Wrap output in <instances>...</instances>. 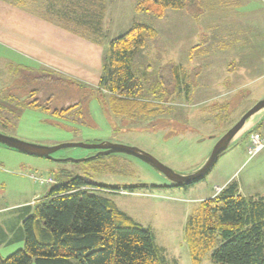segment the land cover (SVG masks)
<instances>
[{"label": "rangeland", "instance_id": "rangeland-1", "mask_svg": "<svg viewBox=\"0 0 264 264\" xmlns=\"http://www.w3.org/2000/svg\"><path fill=\"white\" fill-rule=\"evenodd\" d=\"M137 1L107 0L103 32L89 41L0 0V37L10 38L13 29L8 27L11 23H19L22 34L13 30L16 36L25 37L23 33L31 31L40 36L44 34L54 41V46H60L71 57L100 70L110 40L124 33L132 23L145 24L156 32V36L150 38L147 46L132 60L133 73L144 85L142 102H149L143 107L140 103V114L125 118L113 115L104 91L75 77L77 80H72L80 90L65 91L58 87L51 91L44 87L42 98L52 95L53 100H42L41 106H48L51 110L27 108L20 112L16 106L11 107L19 117L13 120V116H9L8 123L11 124H0V130L19 140L42 146L105 142L136 147L180 175H188L200 168L216 141L264 98V0H232L244 11L247 9L245 13L252 19L248 23H244L250 20L245 13L242 22L237 20L238 12L224 17L206 11L195 19L186 10L168 9L163 17L158 18L136 12ZM200 2L204 3V0ZM236 8L238 6L234 10ZM7 45L8 48L0 45L1 53L13 60L12 54L18 55L14 50L25 52L14 42ZM19 61L27 66L31 63L28 59ZM36 62L33 65L39 68L48 65L38 58ZM6 65L0 63V88L22 100L37 83L30 76H27L29 83H26L25 71L19 72V79L13 78L12 69L6 70ZM175 65L182 70L183 83L179 90H176L170 71ZM196 67L201 73L198 77ZM37 82L40 86L41 81ZM82 84L86 85L83 89ZM228 87L232 89L230 93L220 96ZM39 96L40 93L35 97ZM161 98V112L153 115L150 110L157 107L153 102ZM75 99H79V106L74 110L77 114L53 116V109L71 105ZM262 118L264 108L247 120L237 138L220 154L204 178L186 187L174 186L145 162L123 153L96 157L94 149L66 147L52 154L56 159H48L0 144V206L24 201L30 190L48 192L56 180L74 176L108 187L147 185L134 192L112 191L105 195L135 222L151 230L168 264H192L184 227L201 200L210 198L218 188L230 182L238 185L243 196L264 197V151L250 159L246 154V133ZM31 173L53 176L54 182L36 184L28 178ZM2 215L0 213V217ZM11 224L15 223L12 221ZM18 233L13 231L10 241L1 246L2 257L23 247L15 238ZM201 264L216 263L208 255Z\"/></svg>", "mask_w": 264, "mask_h": 264}, {"label": "trees", "instance_id": "trees-1", "mask_svg": "<svg viewBox=\"0 0 264 264\" xmlns=\"http://www.w3.org/2000/svg\"><path fill=\"white\" fill-rule=\"evenodd\" d=\"M3 1L89 41L103 32L107 0ZM225 7H229V0H204V3L200 0H138L134 9L158 18L168 9L186 10L192 18L198 19L206 11L221 14ZM155 36V30L134 22L124 33L110 40L96 87L108 96L113 115L133 117L140 114V103L142 107L149 103L142 102L144 85L133 73L132 60ZM9 68L13 78L25 71L26 83L30 76L37 85L22 100L0 88L2 125L11 124L8 123L11 115L13 120L19 117L11 108L14 106L20 112L27 108L51 110L41 106L42 100H53L52 95L42 98L44 87L51 91L58 87L65 91L80 90L72 78L62 77L51 69H32L11 63L6 65V70ZM170 71L179 90L183 83L182 70L175 65ZM37 81H41L40 86ZM82 85L81 89L85 88L86 85ZM163 91L165 93L166 89ZM39 93L41 97H35ZM162 100L153 102L157 106L150 110L153 115L161 112ZM78 106L79 99H75L71 105L53 109L52 114L57 117L77 114L74 110ZM263 122L264 118L246 134ZM145 186L94 185L90 179L79 176L56 180L52 188L34 202L31 213L30 208L24 207L18 233L23 247L7 257L0 255V264H168L151 230L135 222L105 195L120 190L134 192ZM184 237L192 264H201L208 255L216 264H264V197L243 196L238 185L230 182L211 198L200 201L197 210L185 222Z\"/></svg>", "mask_w": 264, "mask_h": 264}, {"label": "crops", "instance_id": "crops-1", "mask_svg": "<svg viewBox=\"0 0 264 264\" xmlns=\"http://www.w3.org/2000/svg\"><path fill=\"white\" fill-rule=\"evenodd\" d=\"M235 6H238V8H236V10H234ZM241 7L242 6L239 5L238 3H235L232 0H229V7L223 8L221 15H223L224 17L225 16L228 17V16H232L233 13L238 12L237 20L239 22H242L243 19L245 18L244 13H245V11H247V9L245 8V11H244V9ZM17 16H19V15H17ZM247 17L250 20H247V18H246L247 21H245L244 23H248L249 21H252V19L248 15H247ZM252 17L254 18L255 16L252 15ZM41 21H43V20H41ZM46 23H48V22H46ZM11 26H13V27H11ZM19 27H20L19 23L18 24L17 23H11L10 27H8V28H10V30L13 29L16 32H20V34H22ZM13 30H12V33H9L10 38L4 37V36L0 37V45H3V47L6 46V48H8L7 44L14 42L15 44H18L20 46V48H22L25 52L20 53V52H17L14 50V52L17 53L20 57L22 56L21 58L18 59V57H19L18 55L12 54V57H14L16 60L15 61L8 56L7 57L4 56V54L1 53L3 51L1 49L0 50V63L5 62L6 64L13 63L15 65L16 64L17 65H24L19 60L22 59V61L26 62L28 59V61H30L31 63L29 64V66H27V65H24V66L30 67L32 69H38L39 67H37L36 65H33V63H37L36 59L38 58L40 60H43L44 62H47V64L49 66L47 64L44 65V66H46V65L48 66V68L46 66L47 69L54 70V71L58 72L59 74H64L65 76L72 78V79L74 78L75 80H77V78H75V77H78V78H80V80L82 79V81L85 82V84H88L89 86H91V84H94V86L97 85L99 76L101 74V70L98 69L97 67L85 64L81 60H78L75 57H71L69 55V53L66 50H64L63 48H61L60 46H54V44H53L54 41L47 39V37H45L44 34H42L40 36V35L36 34L37 33L36 31H33V32L31 31L29 33L26 32V34L23 33L24 35H26L25 37H23V36H20L19 34H18V36H16V34L13 32ZM41 68H43V67H41ZM196 69L198 70V71L196 70L197 71L196 77H198V75H200L201 73H200L199 67H196ZM231 90H232L231 87L226 88L225 92H221L220 96H222V95L227 96ZM225 106L226 105H224V107ZM262 119L260 121H257L252 127H255L259 122L262 121ZM51 177H53V176H51ZM119 192H125V191L120 190ZM46 193L47 192L39 193L36 190H33V191L30 190L28 193V195H29L28 198H26L24 201L15 202L13 204H10L9 206H2V207L0 206V213L3 214L0 217L1 218L0 219V248L2 245H6L10 241V239H11L10 236L13 233V231H15V230L19 231L20 225L22 222V217L25 214L24 207L30 208V213H31L33 211V208H34V202H36L40 197L44 196ZM211 197L212 196H210V198ZM15 211H20V213H17ZM8 212H14V213H8ZM12 221L15 224H11ZM15 238L17 239V242L19 244L22 243V245H23L22 237L20 234H18V236ZM11 244H13V243H11Z\"/></svg>", "mask_w": 264, "mask_h": 264}, {"label": "water", "instance_id": "water-1", "mask_svg": "<svg viewBox=\"0 0 264 264\" xmlns=\"http://www.w3.org/2000/svg\"><path fill=\"white\" fill-rule=\"evenodd\" d=\"M264 108V98L258 100L250 109H248L239 120L234 123L215 143L212 148L210 155L203 163V165L198 168L193 173L188 175H180L175 173L173 170L169 169L167 166L160 163L156 158L151 156L150 154L131 146H124L118 144L111 143H80V142H69L62 143L55 146H42L36 145L32 143H28L7 134L0 132V144L5 145L8 148L14 149L16 151L38 156L44 157L48 159H56L52 156V154L62 148L66 147H83L96 150V155H105L111 153H123L127 155L134 156L141 161L145 162L159 173H161L168 181H170L174 186H182V185H190L191 183L200 181L204 178V176L210 171L215 162L218 160L220 154H222L229 144L237 138L239 132L244 127L247 120L252 117L254 114L259 112Z\"/></svg>", "mask_w": 264, "mask_h": 264}, {"label": "built area", "instance_id": "built-area-1", "mask_svg": "<svg viewBox=\"0 0 264 264\" xmlns=\"http://www.w3.org/2000/svg\"><path fill=\"white\" fill-rule=\"evenodd\" d=\"M262 151H264V122L257 130L252 131L248 135V142L246 145V154L248 156V159L252 158L253 156H255L256 154ZM28 177L34 183L39 185L50 184L54 182L53 177H51L50 175L41 176L31 173L28 175Z\"/></svg>", "mask_w": 264, "mask_h": 264}, {"label": "bare ground", "instance_id": "bare-ground-1", "mask_svg": "<svg viewBox=\"0 0 264 264\" xmlns=\"http://www.w3.org/2000/svg\"><path fill=\"white\" fill-rule=\"evenodd\" d=\"M219 190H220V189H219ZM219 190H218V191H219Z\"/></svg>", "mask_w": 264, "mask_h": 264}]
</instances>
